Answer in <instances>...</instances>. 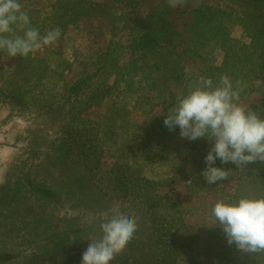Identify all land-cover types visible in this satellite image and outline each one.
Masks as SVG:
<instances>
[{
    "label": "rangeland",
    "instance_id": "1",
    "mask_svg": "<svg viewBox=\"0 0 264 264\" xmlns=\"http://www.w3.org/2000/svg\"><path fill=\"white\" fill-rule=\"evenodd\" d=\"M20 2L41 36L61 34L26 57L0 51V264H66L114 209L142 227V263L264 264L218 245L211 216L238 197L244 167L217 160L228 179L206 184L208 141L163 124L201 77L227 78L264 112V0Z\"/></svg>",
    "mask_w": 264,
    "mask_h": 264
},
{
    "label": "clouds",
    "instance_id": "2",
    "mask_svg": "<svg viewBox=\"0 0 264 264\" xmlns=\"http://www.w3.org/2000/svg\"><path fill=\"white\" fill-rule=\"evenodd\" d=\"M54 28L41 36L32 26L20 0H0V51L9 57H26L60 37ZM239 89L222 78L214 85L211 78L201 77L196 85L176 97L163 114L169 130L179 128L181 138L190 141L204 138L209 148L202 169L206 184L215 185L228 179L229 171L215 166L232 164L237 168L264 162V118L239 104ZM215 226L222 229L226 242L243 252H264V196H238L216 201L211 207ZM101 235L90 240L80 264H111L137 230L136 218L114 209L99 224Z\"/></svg>",
    "mask_w": 264,
    "mask_h": 264
},
{
    "label": "trees",
    "instance_id": "3",
    "mask_svg": "<svg viewBox=\"0 0 264 264\" xmlns=\"http://www.w3.org/2000/svg\"><path fill=\"white\" fill-rule=\"evenodd\" d=\"M141 33V41L140 44H138L139 46L143 47V49L149 47V45L151 43H153V37H151L148 33L146 32H140ZM148 38V40H147ZM147 43L149 44L147 46ZM156 44V43H155ZM152 45V44H151ZM71 100H69L68 96H66V103L69 104ZM78 104H73L71 103L69 106H71L72 110L73 107H75ZM80 109V108H79ZM78 109V110H79ZM259 116L263 115L264 117V112H261L260 114H258ZM75 137H81L83 138V135H79L76 134L74 135ZM86 141H89V143L93 142V140L90 138H86L83 143L86 144ZM70 142V141H68ZM68 146H71L70 143H67ZM251 167L252 168L250 170L246 169L244 167V169L241 170V173H243L244 175L242 176L241 179V185L239 187V191L240 193H238V196H249V194H251V192L253 193L254 196H264V162H254L252 163ZM124 179H126V175H124ZM118 182H120V178L117 179ZM126 181V180H125ZM127 182V181H126ZM244 184V185H243ZM132 186H134L132 184ZM106 189V187H105ZM107 190V189H106ZM137 198V197H135ZM138 203V202H136ZM142 229V227H139L137 225V230L133 235V238L122 248L120 249L116 254L115 257L113 259V261L111 262V264H147L142 263V261H138L135 256L133 255L134 250L137 248L140 239H138L137 237H139V235H141L140 230ZM220 235H223V231L222 229H220ZM218 245L223 246L224 248L227 249V253H231L235 251V248L233 245H229L226 241L222 240V241H218ZM141 252V251H139ZM81 254H68L66 255V264H80L81 261ZM264 257V256H262ZM264 261V259H263Z\"/></svg>",
    "mask_w": 264,
    "mask_h": 264
}]
</instances>
